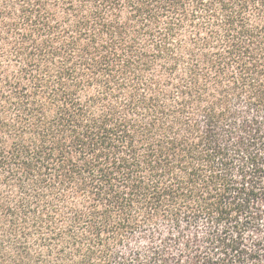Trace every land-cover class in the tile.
I'll return each mask as SVG.
<instances>
[{
  "label": "trees",
  "instance_id": "16d2710c",
  "mask_svg": "<svg viewBox=\"0 0 264 264\" xmlns=\"http://www.w3.org/2000/svg\"><path fill=\"white\" fill-rule=\"evenodd\" d=\"M0 264H264V0H0Z\"/></svg>",
  "mask_w": 264,
  "mask_h": 264
}]
</instances>
